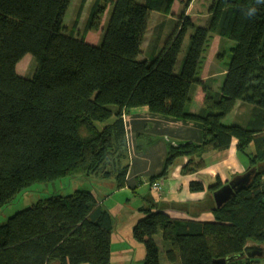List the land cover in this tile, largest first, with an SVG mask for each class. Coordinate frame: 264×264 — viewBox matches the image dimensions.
Instances as JSON below:
<instances>
[{
	"label": "trees",
	"instance_id": "1",
	"mask_svg": "<svg viewBox=\"0 0 264 264\" xmlns=\"http://www.w3.org/2000/svg\"><path fill=\"white\" fill-rule=\"evenodd\" d=\"M87 1L81 0L68 28L72 0H0V208L35 182L75 173L114 177L116 187H124L130 163L125 114L148 106L153 113L203 124L200 143L170 144L152 189L162 188L158 178H168L184 156L189 159L182 172H196L233 138L241 152L252 142L261 152L250 155L256 171L249 183L222 206L213 198L222 180L208 187L212 221L172 217L147 197L151 206L140 208L132 229L133 238L145 245L144 264H161L158 233L169 245L171 263L223 264L217 260L244 253L224 264H258L264 260V171L258 168L264 159V5L247 18L250 0H212L205 26L187 16L162 45L164 20L140 59L153 15L169 14L175 0H94L86 27L79 30ZM108 5L101 43L86 41L93 20ZM188 29L193 33L177 70ZM211 31L235 41L220 91L197 76ZM28 53L36 63L31 77L17 70ZM199 84L203 104L190 112ZM238 101L251 106L247 125L222 123ZM190 189L203 191L205 183L192 180ZM114 227L113 213L96 192L51 194L0 223V264H110ZM257 247L263 255L248 256Z\"/></svg>",
	"mask_w": 264,
	"mask_h": 264
},
{
	"label": "crops",
	"instance_id": "2",
	"mask_svg": "<svg viewBox=\"0 0 264 264\" xmlns=\"http://www.w3.org/2000/svg\"><path fill=\"white\" fill-rule=\"evenodd\" d=\"M230 43L233 45V42ZM218 51L219 47L215 53L206 57V64L199 78L216 91L221 90L228 69L227 63L221 66L218 63L219 60L214 58ZM204 97L205 92L199 84L192 102L188 105L189 111L198 112ZM250 110V105L238 101L234 109L223 118L222 123L247 125L251 118ZM127 112L125 125L130 163L127 183L120 189L129 190L138 203L136 210L133 211L134 217L130 220V227L126 231L122 230L120 221L110 209L115 220V227L111 234L110 264H127L135 256L137 249L141 251L140 244L132 236V229L137 218L143 213L140 208L145 206L144 201H147V197L172 217L212 221L214 215L210 209V203L213 200L210 198L211 192L208 187L218 177L222 180L223 186L239 181L242 185H247L256 171V167L251 165L250 155L261 152L253 142L250 143L247 152H241L238 149V139L233 138L228 148L209 154L205 158V166L196 172H182L183 166L189 159L188 156H184L176 162L168 178H158L162 188L152 189V178L164 169L170 144L177 146L186 142L200 143L203 140V124L190 119L153 113L148 106L133 107ZM258 168L264 171V159L260 161ZM192 180L203 181L205 189L198 192L191 191ZM155 240L160 249V257L162 250L167 251L169 245L164 242L161 233L155 235ZM142 258H145V248H142ZM160 263L162 264L161 260ZM165 264H179V262H165ZM258 264H264V260Z\"/></svg>",
	"mask_w": 264,
	"mask_h": 264
},
{
	"label": "rangeland",
	"instance_id": "3",
	"mask_svg": "<svg viewBox=\"0 0 264 264\" xmlns=\"http://www.w3.org/2000/svg\"><path fill=\"white\" fill-rule=\"evenodd\" d=\"M93 1L94 0H88L85 4L84 10L79 20V30H84L86 27ZM211 2L212 0H193L191 3L187 4L186 0H175L169 14L165 15L162 13H155L150 22L149 30L143 44V54H141L140 59L145 58V55L147 54L146 52L149 51L148 43L153 39V32L157 29L162 21L168 20L167 27L160 41L163 45L169 34L173 32L175 27H177V24L179 22L183 23L187 16L194 24L205 26L210 17L209 8ZM80 5L81 0H72L65 19V23L68 28H71L74 24V21L77 19ZM111 9L112 5H108L107 10H105L104 13L100 14L95 20H93L94 26L87 33L86 41L93 44L101 43L105 28L107 27V22L110 18ZM192 33L193 29H188V33L185 37L183 47L178 58L179 62L177 63V70L179 69L180 65H182L184 57L186 56L190 36ZM207 40L208 41L205 46L204 56L202 57L201 63L199 64V71L197 74L198 78H200V74L205 67L206 57L212 53H215V51L218 50V47L219 51L214 55V58L219 60V65L224 66L227 63L228 67L231 61L232 44L230 42H233L234 45V40H231L226 36H221L213 31L209 32ZM35 64L36 63H34L32 55L28 53L20 60L17 70L19 71V74L31 77L35 71ZM139 139L141 141V136ZM127 159L130 161L129 149H127ZM116 185L117 180L114 177L108 179L95 174H92L90 177H86L79 173L62 177L57 180L38 181L33 183L28 188L18 192L15 198L12 199L8 205L0 208V223L5 222L8 217L16 211L25 207H29L40 199L48 197L51 194H67L74 191L76 188H81L96 192L97 195L104 200V205L114 212L116 219H118L121 223L122 230L126 231L130 227L129 223L132 217H134L133 211L136 210V205L138 202L134 200L132 193L129 190H121L117 188ZM144 202V207H148L147 201ZM138 219L139 218H137V220ZM137 242L140 244L139 246H141V251L140 249H137L135 256L127 264H144L145 258H142V248H145V245L142 242ZM160 260L162 261V264H165V262H170L166 256V249H164V251L162 250Z\"/></svg>",
	"mask_w": 264,
	"mask_h": 264
},
{
	"label": "water",
	"instance_id": "4",
	"mask_svg": "<svg viewBox=\"0 0 264 264\" xmlns=\"http://www.w3.org/2000/svg\"><path fill=\"white\" fill-rule=\"evenodd\" d=\"M244 185L241 184V182L237 183H230L226 186H223L222 188L216 190L213 192V198L215 200V203L218 207L222 206L224 203H226L234 194L235 192L240 188L243 187ZM246 249V248H245ZM244 253L239 254V255H233L229 256L226 258H221L218 261V263H226L228 261H231L236 258H240ZM263 255V250L262 247H257V248H250L248 251V256L252 258L260 257Z\"/></svg>",
	"mask_w": 264,
	"mask_h": 264
},
{
	"label": "clouds",
	"instance_id": "5",
	"mask_svg": "<svg viewBox=\"0 0 264 264\" xmlns=\"http://www.w3.org/2000/svg\"><path fill=\"white\" fill-rule=\"evenodd\" d=\"M260 5H264V0H250L249 6L245 10V16L252 18L258 11Z\"/></svg>",
	"mask_w": 264,
	"mask_h": 264
},
{
	"label": "built area",
	"instance_id": "6",
	"mask_svg": "<svg viewBox=\"0 0 264 264\" xmlns=\"http://www.w3.org/2000/svg\"><path fill=\"white\" fill-rule=\"evenodd\" d=\"M157 186H159V184H158V183H155V184H154V187H157Z\"/></svg>",
	"mask_w": 264,
	"mask_h": 264
},
{
	"label": "bare ground",
	"instance_id": "7",
	"mask_svg": "<svg viewBox=\"0 0 264 264\" xmlns=\"http://www.w3.org/2000/svg\"><path fill=\"white\" fill-rule=\"evenodd\" d=\"M207 41H208V40H206V43H207ZM206 43H205V46H206ZM205 46H204V50H205ZM204 50H203V51H204ZM17 66H18V65H17ZM17 69H18V68H17ZM18 72H19V71H18Z\"/></svg>",
	"mask_w": 264,
	"mask_h": 264
}]
</instances>
